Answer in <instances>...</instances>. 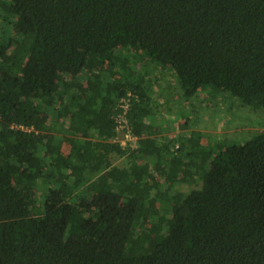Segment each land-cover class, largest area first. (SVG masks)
Instances as JSON below:
<instances>
[{"label": "trees", "instance_id": "16d2710c", "mask_svg": "<svg viewBox=\"0 0 264 264\" xmlns=\"http://www.w3.org/2000/svg\"><path fill=\"white\" fill-rule=\"evenodd\" d=\"M178 86L264 111V0H0V264H264V131L164 143Z\"/></svg>", "mask_w": 264, "mask_h": 264}, {"label": "rangeland", "instance_id": "374dc122", "mask_svg": "<svg viewBox=\"0 0 264 264\" xmlns=\"http://www.w3.org/2000/svg\"><path fill=\"white\" fill-rule=\"evenodd\" d=\"M175 89L176 92L171 89L164 91V99L159 101L160 105L154 108L152 115V120L158 119L156 124L168 128L164 134L168 133L170 139L164 143L172 140L176 145H181L183 141L179 140L178 135H182L183 140L191 138L192 145L197 147H212L216 141L224 138L242 145L264 131L263 110L243 108L239 99L226 93L221 96L217 92L213 97L199 92L190 102L184 98L180 87Z\"/></svg>", "mask_w": 264, "mask_h": 264}, {"label": "built area", "instance_id": "2783aa9c", "mask_svg": "<svg viewBox=\"0 0 264 264\" xmlns=\"http://www.w3.org/2000/svg\"><path fill=\"white\" fill-rule=\"evenodd\" d=\"M131 94H128V98H122L118 104V114L115 117L116 129L118 137L116 141L120 143L123 148H126L128 145L135 147L136 143L139 141V138L134 134L130 121H129V112L131 109L130 99Z\"/></svg>", "mask_w": 264, "mask_h": 264}, {"label": "crops", "instance_id": "0c3cea01", "mask_svg": "<svg viewBox=\"0 0 264 264\" xmlns=\"http://www.w3.org/2000/svg\"><path fill=\"white\" fill-rule=\"evenodd\" d=\"M167 134H168V133H167ZM167 134H166V135H167Z\"/></svg>", "mask_w": 264, "mask_h": 264}]
</instances>
